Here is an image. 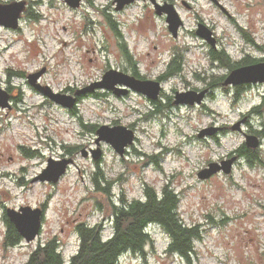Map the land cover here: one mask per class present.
<instances>
[{"label": "rangeland", "instance_id": "rangeland-1", "mask_svg": "<svg viewBox=\"0 0 264 264\" xmlns=\"http://www.w3.org/2000/svg\"><path fill=\"white\" fill-rule=\"evenodd\" d=\"M18 1L25 3L18 28L0 25V85L10 95V107H0V264H23L38 243L54 237L68 258L78 245L76 225H96L106 236L112 226V200L143 198L145 185L160 190L164 184L179 194L183 222L200 233L193 252L188 259L168 252L167 234L153 225L148 227L151 238L144 252L126 253L117 264H264V137L256 161L237 163L232 174L218 171L207 179L196 174L209 162L228 159L227 154L245 146L244 133L230 129L237 121H248L251 131L246 132L242 122L243 132L257 129L264 135L263 83L251 84L236 96L233 86L219 89L220 84H214L213 96L199 106L173 105L165 96L154 105L135 90L116 95L98 88L103 95L88 92L68 109L27 78L44 68L40 82L54 92L71 94L72 88L100 80L108 68L125 70L128 63L118 45L119 32L148 79L164 71L172 47L181 53L182 71L162 82L164 95H175L174 89L183 91L187 85L202 88L229 70L217 67L218 61L208 56L209 45L194 36L196 21L214 28L230 62L241 60L245 53L259 59L264 54L243 39L239 27L249 31L256 45L264 44V0H160L161 5L173 4L183 22L176 40L149 0L119 11L113 0H81L76 8L65 0H0V4ZM253 106H259L257 111L252 112ZM114 121L134 131L126 154L120 156L107 143L97 166L81 154V146L66 156H73L76 166L67 168L56 183L35 180L49 158L59 159L65 153L63 143L93 144L94 133L81 124L98 127L116 125ZM213 126L229 128L206 139L197 136L200 129ZM96 171L112 179L108 193L95 190L91 179ZM42 204L45 213L38 237L7 246L6 208Z\"/></svg>", "mask_w": 264, "mask_h": 264}, {"label": "water", "instance_id": "water-1", "mask_svg": "<svg viewBox=\"0 0 264 264\" xmlns=\"http://www.w3.org/2000/svg\"><path fill=\"white\" fill-rule=\"evenodd\" d=\"M135 0H113L116 4L115 9L120 10L124 5L129 4ZM154 4L155 13L161 15L166 14V23L168 31L173 37H177L179 27L183 26V22L180 19L178 13L174 9L173 4L165 3V5H158L155 0H150ZM213 3H217L216 0H211ZM65 2L72 8L80 6L81 0H65ZM25 3L23 1H18L8 4H0V25L16 29L18 28V21L20 13L23 11ZM222 9V8H221ZM226 12L224 9H222ZM196 34L207 41L210 45H214V39L211 36L212 32L204 23L199 22L196 26ZM44 68L29 73L27 78L30 85L38 89L45 95L49 97L56 104L71 109L76 105L75 97L71 94H65L62 92H54L48 85H42L38 82V78L43 74ZM117 76L123 78L118 79ZM115 83H123L129 88L138 92L145 94L148 98L154 100L158 98L161 86L157 81L153 80H139L128 74H123L121 72L109 69L106 71L102 80L97 83L89 84L85 87L77 89L75 91L76 95L85 94L92 92L98 88H106L112 90L116 95H125L128 89H121L114 87ZM244 83H263L264 84V61L253 63L246 66H240L231 70L228 75L224 78L222 84L224 86L232 84H244ZM206 90L196 91L188 90L186 92H176L174 103L175 104H200L204 98ZM9 93L5 88L0 85V107H10L9 103ZM245 121V118L237 121L230 126L232 131H237L239 133H244L245 136V146L250 149H256L260 146L259 137L253 133H245L241 128V123ZM221 127H205L200 129L197 133L199 138L213 135ZM95 142L97 145L101 141L108 143L111 148L120 156L123 155L125 148L131 145L134 141V131L129 129L124 125H107L102 124L95 130ZM89 152L86 148L81 149V154L85 157ZM92 157L98 159L101 155V147H96L90 150ZM236 157L222 160L220 162H209L207 166L200 169L196 174L198 178L207 179L212 174L222 171L225 173H230L232 170L233 162ZM74 159L72 157H63L59 159L49 158L47 160V165L38 173L34 178L39 181H47L56 183L60 177L67 171V168L73 165ZM5 216L7 219L14 224L20 236L26 242L34 241L39 233L42 226V216L43 210L41 207H31L29 205L20 206L19 208L7 207L5 210Z\"/></svg>", "mask_w": 264, "mask_h": 264}, {"label": "trees", "instance_id": "trees-1", "mask_svg": "<svg viewBox=\"0 0 264 264\" xmlns=\"http://www.w3.org/2000/svg\"><path fill=\"white\" fill-rule=\"evenodd\" d=\"M216 55L223 64L230 65L229 58H226L227 55L223 52ZM234 66L230 65L231 68ZM178 71H180V61L173 58L164 75L172 76ZM225 76H220L219 80ZM258 107L253 106L252 112L257 111ZM81 126L91 133H94L97 127V125L84 126L83 124ZM260 127L264 128V123H261ZM260 132L257 129L252 130V133L257 136H261ZM71 147L73 148L74 145ZM242 149L246 159L251 163L259 158L257 150H249L245 146ZM93 186L96 191L108 193L111 183L95 181ZM179 201V194L169 184H164L160 190L152 185H145L143 198L121 197L117 201L112 200L110 204L112 226L106 236L96 225L87 222L79 223L75 227L78 237L77 249L68 258L61 253L59 242L54 237L38 243L23 264H117L118 259L126 253L138 255L144 252V247L151 238L147 226L152 224L161 227L169 236L166 248L168 252L188 259L193 252V242L199 239L200 233L196 226H188L183 222L178 213ZM4 222L5 244L14 246L20 243L23 238L14 224L5 216Z\"/></svg>", "mask_w": 264, "mask_h": 264}, {"label": "flooded vegetation", "instance_id": "flooded-vegetation-1", "mask_svg": "<svg viewBox=\"0 0 264 264\" xmlns=\"http://www.w3.org/2000/svg\"><path fill=\"white\" fill-rule=\"evenodd\" d=\"M141 1H143V0H141ZM147 1V0H146ZM135 2H139V0H135V1H133V2H131V3H135ZM147 2H149V4H152L153 6H154V4H153V2L152 1H147ZM162 2H164V1H162ZM160 0H155V3H157L158 5H161V3H162ZM130 5V3L129 4H126V5H124L123 6V8L122 9H120V10H123L124 8H126L127 6H129ZM116 10V9H115ZM153 10H155L154 8H153ZM117 11H119V10H117ZM156 15H158V14H156ZM159 16H164L163 17V19L165 20V22H166V15H164L163 13L161 14V15H159ZM201 20H198V21H196V26H197V24L200 22ZM203 23V22H202ZM167 24V23H166ZM206 26H208V25H206ZM209 27V29L211 30V32H212V34H211V36L213 37V39H214V45H210L207 41H205L203 38H201V37H199L197 34H196V29L195 30H193L192 31V33L193 34H195L194 36L196 37H199L200 39H202V41L204 42V43H207L208 45H209V47H210V50L208 51V56H210L212 59H214V60H216V61H218V64H217V67L219 66V67H221V66H225L226 67V69H228L229 70V72L231 71V70H233L234 68H237V67H240V66H246V65H250V64H253V63H258V62H260V61H263V57L264 56H262L261 55V57L259 58V59H253V58H250V57H248V54H246L245 53V55H244V57L241 59V60H239V61H234V62H230V54H229V51L227 52L226 50H225V48H223L222 46H220V40L218 39V36L215 34V32L213 31V27L212 26H208ZM167 30H168V27H167ZM116 32H118V30L116 31ZM239 32H240V34H241V36L243 37V39H245V41H247L249 44H251L252 46H255V47H257V49L258 50H260V52H261V54H264V44H261V45H256L255 43H254V41H253V39L252 38H250L249 37V31L248 30H245V28H241V27H239ZM171 34V33H170ZM118 36H119V40H118V45H119V47H120V49H121V52H122V55L124 56V58H125V60H126V62L128 63V65L126 66V68H125V70H119V69H117V68H108V69H106V70H104L103 71V73H102V75H101V78H100V80L98 79V80H96V81H94L93 83H97V82H99V81H101L102 80V76H103V74L106 72V71H108L109 69H113L114 71H117V72H121V73H123V74H128V75H130V76H133V77H135L136 79H139V80H144V79H146V80H153V81H157L159 84H160V86L162 85V82L164 81V80H166L169 76H165L164 74H165V72L167 71V68H168V66H169V64H170V62L172 61V59L173 58H176L177 60H178V62L180 61V71H178V72H176V73H174L172 76H174V75H178V74H180L181 73V65H182V61H183V56L181 55V53H178V50L175 48V47H172L171 48V50H170V54H169V58H168V61L167 62H165V64H164V71H162V72H160V73H158L156 76H154V78L153 79H148V76H147V74H144V73H142L140 70H139V64H140V61L139 60H137V58L136 59H134V57H135V54L133 53V50H132V48L131 47H129V45H128V42L124 39V36H123V34H121V33H119L118 32ZM171 37L172 38H174L175 40L177 39V37H173L172 36V34H171ZM230 45H234V44H230ZM178 46V45H177ZM180 46H183V45H180ZM220 46V47H219ZM219 48H221V49H219ZM174 49H176V50H174ZM220 52H223L225 55H227V57L226 58H229V63H230V65H235L233 68H231L230 67V65H227V64H223L222 62H221V60L220 59H217L218 58V56L216 55V54H218V53H220ZM215 55V56H214ZM247 55V56H246ZM38 71V70H37ZM34 72H36V71H34ZM32 73V72H31ZM226 76L228 75V74H225ZM224 75V76H225ZM223 76V75H222ZM225 76V77H226ZM181 77L183 78V76L181 75ZM224 77V78H225ZM40 78H41V76L38 78V82L40 83V84H42V85H44V83H42V82H40ZM117 78L118 79H123V78H121V77H119V76H117ZM224 78H222V80H217V82L215 83V78H210V80L207 82V84L205 85V86H203L202 88H196V89H193V90H196V91H201V90H206V92H205V95H204V98H203V100H202V102L200 103V104H198V106L199 105H201V104H204V101H205V99H207V98H209V97H212L213 96V90H214V84H220V85H218V86H216V87H218L219 89L220 88H226V87H224V85L222 84V82H223V80H224ZM218 81H221V82H218ZM92 84V83H91ZM252 83H244V84H238V85H232V84H229L228 86H233L234 87V89H235V96L238 94V92L241 90V89H246L248 86H250ZM85 86H87V85H85ZM85 86H83V87H85ZM227 86V85H226ZM114 87H116V88H121V89H128L129 87L127 86V85H125V84H123V83H115V85H114ZM190 86L189 85H187V86H183V87H181V89L183 90V91H181L180 89L179 90H173L172 92H186V91H188V90H192V88H189ZM77 89H80V88H77ZM77 89H73L72 88V91L70 90V93H71V95H73L74 97H75V101H76V103L77 102H79V100L81 99V97L82 96H84V95H86L87 93H85V94H81V95H76L75 94V91L77 90ZM99 89H101V88H99ZM64 91V90H63ZM66 91V90H65ZM101 91H97V89H95L93 92H90L91 93V95H94V96H97V95H103V94H101L100 93ZM108 91H106V92H104V93H107ZM130 92H132V89H128V92L125 94V95H127V94H129ZM174 93V94H175ZM145 95V94H144ZM161 96H165V97H167L168 99H169V101H170V103H172L173 105H176L175 103H174V96L175 95H172V96H166V95H164V93H163V91H162V86H161V89H160V92H159V95H158V98L157 99H154V100H152V99H150V98H148L147 96V98L148 99H150L151 101H152V103H154V105L157 103V101L160 99V97ZM120 97H122V96H120ZM153 113L154 114H156L157 113V111H153ZM237 120H238V118H237ZM236 120V121H237ZM246 121V120H245ZM243 122L242 124H244V130L246 131V132H250L251 131V129H249V123H248V121H246V122ZM113 124H116V122L114 121L113 122ZM241 124V125H242ZM116 125H118V124H116ZM110 126H112V125H110ZM227 128H229L228 126H223V127H221V129H220V131H223V130H225V129H227ZM242 128V127H241ZM96 129H97V127H96ZM95 129V130H96ZM260 131V130H259ZM263 131V130H262ZM262 131L260 132L261 133V136H263L264 137V135L262 134ZM241 135L243 134V133H240ZM93 135V134H92ZM94 135H95V132H94ZM261 136H258L259 137V140H260V146L259 147H261L262 146V139H263V137H261ZM95 138H96V135L94 136ZM95 138L93 139V144H91L90 142H89V144H87V145H83V144H77L76 146H74L73 148L71 147V144H68V143H63L62 144V148L64 149V151H65V153L64 154H61L60 156H58L59 158L60 157H66V156H70V153H71V151H74V152H76V151H78L79 149H80V147L81 148H86L89 152H87L88 154H87V156H85V158H90L91 160H93V162H95V164L97 165V166H99L100 164H101V160H102V158H103V154H104V151H103V149H104V147L106 146V142H104V141H101L100 142V144L99 145H97V143L95 142ZM203 138H205V137H203ZM134 139H135V136H134ZM206 139V138H205ZM134 142V141H133ZM73 145V144H72ZM101 147V155H100V157L98 158V159H94L93 157H92V154H91V152H90V150L91 149H94V148H96V147ZM104 146V147H103ZM110 146V145H109ZM129 146V145H128ZM127 146V147H128ZM111 147V146H110ZM127 147L125 148V151H124V153H123V155L124 154H126L127 153ZM243 148V146H240L239 148H236L234 151H232L230 154H227L225 157L226 158H229V157H233V156H235L236 157V159H235V161L233 162V165H232V170H231V174H232V171H233V169L235 168V166L237 165V163H241V162H243L244 160H247L246 159V157H245V153H244V150L242 149ZM248 149V148H247ZM258 149L259 148H257L256 150H257V153H259V151H258ZM249 150H251V149H249ZM256 150H253V151H256ZM122 155V156H123ZM73 157V156H72ZM74 158V157H73ZM221 159H223V158H220L219 160H221ZM74 162H75V158H74ZM71 166H76V164L75 163H73V165H71ZM71 166H69L68 167V169L71 167ZM231 174H229V176H231ZM61 178V177H60ZM93 182H95V181H97V182H99V183H102V182H112V179L111 178H109V177H107L104 173H102V172H100V171H96V172H94V174H93V176H92V179H91ZM51 183V182H50ZM41 208L43 209V218H44V213H45V205L44 204H42L41 205ZM43 218H42V220H43ZM163 231V230H162ZM164 232V231H163ZM167 234V233H166ZM168 236V235H167ZM168 238H169V236H168ZM169 243V242H168Z\"/></svg>", "mask_w": 264, "mask_h": 264}]
</instances>
